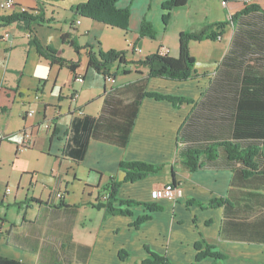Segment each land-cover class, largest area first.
<instances>
[{"label": "crops", "instance_id": "crops-1", "mask_svg": "<svg viewBox=\"0 0 264 264\" xmlns=\"http://www.w3.org/2000/svg\"><path fill=\"white\" fill-rule=\"evenodd\" d=\"M86 1L14 0L12 10L0 9V17L22 7L28 12L19 14L41 19L0 28V256L21 264H127L130 257L144 260L148 250L171 264H211V258L195 259V244L203 242L224 256L215 264H264L262 160L256 161L260 171L247 176L220 152L189 172L178 154L179 141L204 147L232 137L233 94L243 79L264 75V57H252L264 54V0L252 6L188 0L171 11L166 25L161 6L170 0H121L118 7L131 14L127 33L75 16L73 7ZM143 19L154 27L153 39L138 35ZM218 22L225 23L221 37L189 43L193 58L203 53L215 63L205 77L196 63L195 76L187 81L149 78L132 63L159 51L176 58L180 33ZM106 30L123 32L128 40L127 49L110 48L124 51L126 59L111 67L114 83L87 65L89 51L104 49L99 36ZM64 34L80 47L78 53L62 40ZM32 40L78 62L75 72L40 56ZM224 40L226 46L218 48ZM154 92L191 103L175 107L146 96L136 111L138 96ZM28 110L33 116H26ZM27 127L33 145L18 151ZM135 161L162 170L126 181L119 165ZM111 180L120 183L121 201L138 203H115L128 215H106L94 207L107 196L103 189ZM173 180L182 187V198L152 201L151 189ZM59 191L62 200L55 196ZM219 199L227 203L210 204ZM146 204L157 209L149 211Z\"/></svg>", "mask_w": 264, "mask_h": 264}, {"label": "trees", "instance_id": "trees-1", "mask_svg": "<svg viewBox=\"0 0 264 264\" xmlns=\"http://www.w3.org/2000/svg\"><path fill=\"white\" fill-rule=\"evenodd\" d=\"M121 0H87L83 4H78L73 7L75 16H81V18H87L97 23L104 24L111 28H118L128 32V23L130 19V11L127 8H119L118 3ZM188 3V0H170L162 4L161 8L164 12L162 23L166 25L170 20L171 11L182 8ZM250 6V5H246ZM25 13H16L6 17H0V28L6 27L12 23H26L41 21L39 18L32 17ZM225 23H214L202 28L198 32H182L178 36L179 51L176 58L162 55L159 52H155L146 56L142 61L138 60L132 62L147 70L149 78H165L172 81L189 80L195 76V60L189 53V43L191 41L201 40H216L221 37ZM214 27L220 30V33L213 30ZM139 37L153 39L156 35V31L151 23L141 20L138 31ZM62 40L69 46L73 47L74 51L78 53L79 48L73 40H70L68 35H63ZM37 53L48 59L51 64H58L64 66L71 72H75L78 62L65 61L60 52L50 48L49 46H41L37 41L32 40ZM254 59L264 57V54L256 53L252 56ZM126 64L125 52L107 50L102 51L98 49L96 52L89 51L88 53V66L93 68L95 72L102 73L104 76L110 75L115 77L116 72H111L113 64ZM243 85L240 88L239 93L229 94L232 96L234 102V129L232 137L228 139L213 141L212 143L202 147L196 144H188L180 142L178 143V154L183 158L182 163L189 172H195L197 169L203 167L201 159L204 160H216L219 157L220 152L225 153L233 164H240L244 167L243 173L247 176L256 174L260 170L257 168L256 161L258 158L264 163V75L259 77H250L243 79ZM151 97L157 100L169 101L173 106H180L182 103H191V100L185 97H172L171 95H163L157 93H143L134 102L135 110L137 111L140 105V100L144 97ZM119 168L126 174V181L139 180L145 177L147 174H157L161 172L162 166L154 167L153 165L135 162H121ZM264 171V168L262 169ZM172 185L176 186L175 180L172 181ZM120 186L119 182L111 180V182L104 187L107 196L96 202L94 207L104 209L106 215H128V210H121L120 207H116L115 203L119 206L130 207L132 205H138L135 201H121L117 197V190ZM226 199L212 200L210 204L220 206L226 204ZM145 207L149 211L157 209L152 204H146ZM148 217V216H146ZM144 217V218H146ZM202 247H205L202 250ZM195 248L197 262L202 261L205 258H212L213 263L223 260L224 256L216 251L214 247L203 242L196 243ZM148 257L142 261V264H171L165 256H161L148 251ZM125 253L119 252L120 259H124ZM0 264H21L12 259H7L0 256Z\"/></svg>", "mask_w": 264, "mask_h": 264}, {"label": "built area", "instance_id": "built-area-1", "mask_svg": "<svg viewBox=\"0 0 264 264\" xmlns=\"http://www.w3.org/2000/svg\"><path fill=\"white\" fill-rule=\"evenodd\" d=\"M237 3H240L244 6L246 5H254L257 1L259 0H234ZM15 7V2L14 0H1L0 1V9L7 11V10H12ZM20 11H27V9L20 7L19 8V13ZM28 12V11H27ZM8 35L5 34L3 35V38H7ZM131 52L133 53H140L141 52V48L138 47H132ZM160 54L165 55L167 54V52L164 51H159ZM106 81H109L110 83H114V78L110 75L105 76ZM82 77H77L75 80L77 82H79V84L82 83ZM77 94L76 92H74L72 94L73 98H77ZM78 115H83L82 112H77ZM26 116L31 117L33 116V111L32 110H28L26 112ZM22 136L23 139L21 140L20 145L18 146V151H22L30 146L33 145V132L31 131V128L27 127L24 128L22 131ZM6 192H9V189H6ZM56 198L62 200L63 198V194L60 193V191L58 193L55 194ZM150 196L152 201L156 202L158 200L161 199H168V201H172L175 202L177 200H179L180 198H182L183 196V191H182V187L179 185L173 186L172 184H164L160 187H156L154 189H151L150 191Z\"/></svg>", "mask_w": 264, "mask_h": 264}, {"label": "rangeland", "instance_id": "rangeland-1", "mask_svg": "<svg viewBox=\"0 0 264 264\" xmlns=\"http://www.w3.org/2000/svg\"><path fill=\"white\" fill-rule=\"evenodd\" d=\"M64 4H65L67 10H70L71 4H69L68 2H65ZM76 5H78V4H76ZM217 32L220 33V30L218 28H217ZM124 34L125 33L119 32V31H116V30H114V31L106 30L105 32H103L99 36V39H100L99 42L104 46V49L102 51H107L110 48L111 49H117V50L127 49V41L128 40L126 39ZM174 43H176L175 39H174ZM225 46H226V44H225V40H224L217 47L218 48H224ZM210 56L211 55H206V54H203V53L199 54L198 52L194 53V60H195V63H196L195 70L198 73H200L202 77H205V76H207V74H209V73L214 71L215 63L208 58ZM204 64H206L205 67H202ZM12 125L13 124H11V126ZM6 169L7 168H5L4 170H6ZM142 261L139 258H135V257L131 258L130 257V259H129L127 264H142ZM212 261H213V259H212Z\"/></svg>", "mask_w": 264, "mask_h": 264}]
</instances>
